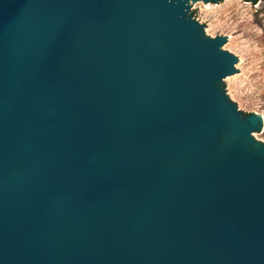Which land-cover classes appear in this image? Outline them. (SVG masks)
<instances>
[{"label": "water", "instance_id": "1", "mask_svg": "<svg viewBox=\"0 0 264 264\" xmlns=\"http://www.w3.org/2000/svg\"><path fill=\"white\" fill-rule=\"evenodd\" d=\"M197 1L0 0V264H264V105Z\"/></svg>", "mask_w": 264, "mask_h": 264}, {"label": "rangeland", "instance_id": "2", "mask_svg": "<svg viewBox=\"0 0 264 264\" xmlns=\"http://www.w3.org/2000/svg\"><path fill=\"white\" fill-rule=\"evenodd\" d=\"M191 13L208 36L226 35L223 47L239 58L226 88L249 103L264 105V0L197 1Z\"/></svg>", "mask_w": 264, "mask_h": 264}, {"label": "trees", "instance_id": "3", "mask_svg": "<svg viewBox=\"0 0 264 264\" xmlns=\"http://www.w3.org/2000/svg\"><path fill=\"white\" fill-rule=\"evenodd\" d=\"M254 3H257V2H254Z\"/></svg>", "mask_w": 264, "mask_h": 264}]
</instances>
